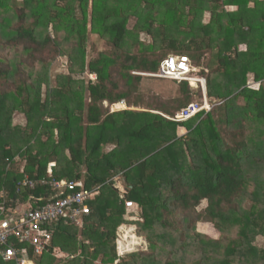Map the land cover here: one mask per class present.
Wrapping results in <instances>:
<instances>
[{
  "label": "trees",
  "instance_id": "16d2710c",
  "mask_svg": "<svg viewBox=\"0 0 264 264\" xmlns=\"http://www.w3.org/2000/svg\"><path fill=\"white\" fill-rule=\"evenodd\" d=\"M181 55L211 106L185 121L199 84L142 93ZM58 57L67 74L52 78ZM53 180L98 193L87 215L48 225L36 264H264V0H0V201L57 200L42 184ZM124 225L146 251L118 258Z\"/></svg>",
  "mask_w": 264,
  "mask_h": 264
},
{
  "label": "built area",
  "instance_id": "2783aa9c",
  "mask_svg": "<svg viewBox=\"0 0 264 264\" xmlns=\"http://www.w3.org/2000/svg\"><path fill=\"white\" fill-rule=\"evenodd\" d=\"M193 72L195 70L191 67L188 58L181 55L165 58L161 61L157 73L150 75L154 78L178 82L188 81L190 85L194 82L202 88L204 92L202 102L191 104L179 112L174 118L177 121L188 120L200 112L207 113L211 109L205 97V80L192 77ZM90 77L94 79L93 76ZM47 172L51 177V169ZM42 184L48 185L52 191L58 193V199L43 196L36 203L35 198H31L26 204L12 207L6 205L3 200L4 195H1L0 258L4 264H36L35 258L41 257L50 248L51 234L48 225L65 218L75 222L80 216L87 215L89 208L85 202L98 193L96 190L77 191V187H82L79 182L53 180ZM19 185L30 189L35 187V184L28 179L22 180ZM125 206L132 208L133 203L125 202Z\"/></svg>",
  "mask_w": 264,
  "mask_h": 264
},
{
  "label": "rangeland",
  "instance_id": "374dc122",
  "mask_svg": "<svg viewBox=\"0 0 264 264\" xmlns=\"http://www.w3.org/2000/svg\"><path fill=\"white\" fill-rule=\"evenodd\" d=\"M205 21L206 20V17ZM134 21L132 20L129 23V26L133 25ZM140 41H143L145 45H149L152 42V39L150 37H146V35H142L140 38ZM93 45V40L91 38H88L87 42V52H86V62H88L90 59L95 57V52H93L92 49H88V46ZM105 49L106 47L103 46ZM109 50V49H108ZM156 55H163V52H155ZM166 53V52H165ZM164 53V54H165ZM147 55L152 56L150 52L147 53ZM209 55L208 53H203L202 55V61L208 59ZM202 61L200 60V64H202ZM50 71L52 78H54L55 75L57 74H67V60L64 57H58L54 64L50 66ZM143 76H148L143 74ZM84 80H90L93 79L92 77L84 74L82 76ZM250 79V78H249ZM183 82V81H181ZM251 82V81H250ZM178 81H172V80H167V79H159V78H154V77H144L142 80V93L144 94V98L149 100V102H152L154 99L158 98H172L175 97V95L178 92ZM190 86V84H188ZM196 86V85H195ZM252 89H256L258 87L255 82H252L248 85ZM106 105L104 104V107ZM121 106H115L112 105L110 107L111 111H120V110H125L127 106L125 105V109H119ZM130 110H135L134 108H131ZM13 124L14 125H21L23 126L25 124V119L23 116H20L18 114H15L13 117ZM245 207L249 206V203L246 202ZM201 229V230H200ZM199 230L203 231L204 233L209 234L211 237H214V233H212L211 228L207 225H201L199 226ZM120 233L118 237V243H117V252L120 255H125L127 253H132L136 251H146V242L143 239L137 238L135 235V228H132V226H122L119 229ZM253 246L261 248H264V239L262 238H256L253 242ZM116 263V262H115ZM95 264H100L99 262Z\"/></svg>",
  "mask_w": 264,
  "mask_h": 264
},
{
  "label": "clouds",
  "instance_id": "9594fccd",
  "mask_svg": "<svg viewBox=\"0 0 264 264\" xmlns=\"http://www.w3.org/2000/svg\"><path fill=\"white\" fill-rule=\"evenodd\" d=\"M184 82H187L188 83V81H184ZM117 255H118V258H120V257L123 256V255H119L118 252H117Z\"/></svg>",
  "mask_w": 264,
  "mask_h": 264
},
{
  "label": "bare ground",
  "instance_id": "6f19581e",
  "mask_svg": "<svg viewBox=\"0 0 264 264\" xmlns=\"http://www.w3.org/2000/svg\"><path fill=\"white\" fill-rule=\"evenodd\" d=\"M121 104V106H124V104L123 103H120Z\"/></svg>",
  "mask_w": 264,
  "mask_h": 264
},
{
  "label": "crops",
  "instance_id": "0c3cea01",
  "mask_svg": "<svg viewBox=\"0 0 264 264\" xmlns=\"http://www.w3.org/2000/svg\"><path fill=\"white\" fill-rule=\"evenodd\" d=\"M24 204V203H23Z\"/></svg>",
  "mask_w": 264,
  "mask_h": 264
}]
</instances>
